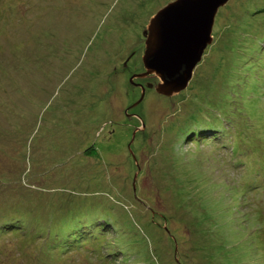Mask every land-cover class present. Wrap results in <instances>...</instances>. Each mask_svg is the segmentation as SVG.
<instances>
[{
    "label": "rangeland",
    "instance_id": "obj_1",
    "mask_svg": "<svg viewBox=\"0 0 264 264\" xmlns=\"http://www.w3.org/2000/svg\"><path fill=\"white\" fill-rule=\"evenodd\" d=\"M174 1L0 0V264H264V0L164 96L145 32Z\"/></svg>",
    "mask_w": 264,
    "mask_h": 264
},
{
    "label": "water",
    "instance_id": "obj_2",
    "mask_svg": "<svg viewBox=\"0 0 264 264\" xmlns=\"http://www.w3.org/2000/svg\"><path fill=\"white\" fill-rule=\"evenodd\" d=\"M227 2L176 0L150 20L143 57L146 72L141 77L155 74L161 80L155 87L158 94L172 96L188 86L212 42L215 16ZM143 97L142 94L140 101Z\"/></svg>",
    "mask_w": 264,
    "mask_h": 264
},
{
    "label": "trees",
    "instance_id": "obj_3",
    "mask_svg": "<svg viewBox=\"0 0 264 264\" xmlns=\"http://www.w3.org/2000/svg\"><path fill=\"white\" fill-rule=\"evenodd\" d=\"M94 148H95V146H92L91 149H89L90 152H93ZM20 217L22 218V215L18 216L17 219L14 217H11V218L4 220V224L6 223L5 224L6 226H2V228L6 229V230H13L14 233H18V231L21 229V227L25 224V221L22 222L18 219ZM8 220H10V221H8ZM19 226H20V228H19ZM49 235H50V232H49ZM64 237H66V236H64ZM64 249H65L64 246H56V248H54V252H56L58 250L60 253H64L63 252Z\"/></svg>",
    "mask_w": 264,
    "mask_h": 264
},
{
    "label": "bare ground",
    "instance_id": "obj_4",
    "mask_svg": "<svg viewBox=\"0 0 264 264\" xmlns=\"http://www.w3.org/2000/svg\"><path fill=\"white\" fill-rule=\"evenodd\" d=\"M54 241V240H53Z\"/></svg>",
    "mask_w": 264,
    "mask_h": 264
}]
</instances>
